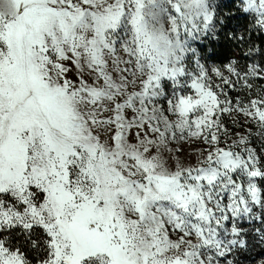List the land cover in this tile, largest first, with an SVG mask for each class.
<instances>
[{
    "label": "snow or ice",
    "instance_id": "snow-or-ice-1",
    "mask_svg": "<svg viewBox=\"0 0 264 264\" xmlns=\"http://www.w3.org/2000/svg\"><path fill=\"white\" fill-rule=\"evenodd\" d=\"M0 264H264V0H0Z\"/></svg>",
    "mask_w": 264,
    "mask_h": 264
}]
</instances>
